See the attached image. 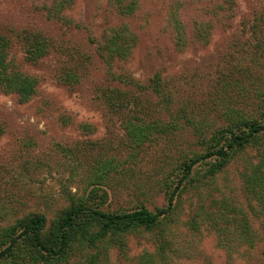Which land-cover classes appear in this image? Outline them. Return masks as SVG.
Masks as SVG:
<instances>
[{
  "label": "rangeland",
  "instance_id": "obj_1",
  "mask_svg": "<svg viewBox=\"0 0 264 264\" xmlns=\"http://www.w3.org/2000/svg\"><path fill=\"white\" fill-rule=\"evenodd\" d=\"M134 1V12L125 15L111 0H0V34L13 41L9 59L21 71L39 78L36 95L26 103L0 87V227L31 212L52 219L69 204L71 194L86 193L94 183L101 187L100 192L108 193L105 207L112 211L142 204L152 210L167 205L165 184L176 177L187 153L202 149L199 136L189 127L182 130L171 124L139 147L133 157L122 122L136 108L130 104L122 113L110 114L109 99L101 92L109 86L140 98L147 121L167 122L165 117L170 116L161 111V118L156 95L142 88L161 75L178 100L172 107L184 104L187 117H195L207 136L215 127L225 126L228 105L260 116L250 89L235 86L229 69L260 38L255 16L260 13V21L264 17V0H235L233 19L203 14L197 20L211 23L208 44L200 42L194 22L211 0ZM174 10L186 24L185 45L178 44L169 22ZM123 24L137 40L127 58H118L109 66L97 48L108 27ZM246 25H250L248 32L244 31ZM24 29L45 33L52 40L51 54L37 63L28 61L25 43L18 38ZM79 50L88 57L89 74L81 82L67 85L59 78L61 70L71 66L68 54ZM83 61L76 62L81 65ZM241 65L250 67L247 60ZM256 68L264 70V64ZM97 85L100 90H95ZM113 156L121 160L118 170L94 182L95 167ZM259 158L258 150L248 149L219 173L212 188L202 192L226 198L230 206L250 217L255 234L252 245L234 242L208 225L192 230L188 220L197 210L200 195L191 188L182 193L173 211L177 220L173 242L182 250L168 264H264V219L257 202L248 198L243 180L247 160L258 162ZM125 243L124 249L113 244L103 264H140L144 255L157 249L154 236L147 232L130 233Z\"/></svg>",
  "mask_w": 264,
  "mask_h": 264
},
{
  "label": "trees",
  "instance_id": "obj_2",
  "mask_svg": "<svg viewBox=\"0 0 264 264\" xmlns=\"http://www.w3.org/2000/svg\"><path fill=\"white\" fill-rule=\"evenodd\" d=\"M111 4L125 15H130L135 10L134 0L129 2L111 0ZM236 11L235 0L209 1L203 8V13L197 14L194 22L200 42L209 43L211 32L208 28L211 23L209 20L197 19H201L203 14L205 17L233 19ZM255 18L258 19L255 27L260 38L256 44H252V51H246L250 54L249 59L244 53L235 58L237 64H234L233 69H229V76L235 79V86L240 90L250 89V99H255L254 102L259 105L260 116H253L251 111L249 115L238 107L228 105L227 110L230 112L225 126L215 127L207 136V131L197 125L198 120H195V117H187L184 104L179 108L172 107V104L178 102L174 97L175 92L164 85L159 74L152 80L153 84L142 86L136 83L156 95L157 109L160 112L165 111L170 116L169 119L165 117L167 122L164 120L159 123V119L147 121L141 113L144 110L142 100L131 96L129 92L112 89L110 86L107 87V91L102 89L101 92L109 99L110 114L122 113L123 108L130 104L136 108L131 109V114L124 115L122 122L128 143L132 144L133 157L139 147L151 141L157 132H164L172 127L171 124L180 125L182 130L189 127L191 132L199 136L202 149L193 150L181 159L178 174L173 180L169 179L164 187L167 205L157 207L155 210L145 204L114 211L105 207L108 193L100 192L101 187L94 182L108 177L113 171H117L121 164L117 157L106 158L93 170L92 176L95 177L93 189L82 194H71L69 204L52 219H48L45 213L31 212L17 217L13 223L1 226L0 264H103L113 244L124 249L126 237L130 233L139 232L150 233L157 245L156 251L144 255L140 264H168L170 259L176 257L182 250L174 241L177 220L173 211L182 193L191 188L196 189L200 195V205L198 204L197 210L193 211L188 220L192 230L200 231L201 226L208 225L218 230L220 234L229 235L234 242H253L255 234L248 215L240 213L241 210L233 205L231 207L226 198L220 199L215 195H204L202 192L205 188H212L219 173L240 154L251 148L256 149L260 152L259 161L247 160L243 180L249 194L248 198L257 202L264 219V70L260 68L261 71H258L256 68L264 64V25L261 24L264 17L260 21L259 13ZM169 22L174 25L179 39L178 44L185 45L186 24L179 17L178 11L172 12ZM249 30L250 25L244 26L245 32ZM23 33V36L18 35V38L20 42L25 43L28 61L37 63L51 54L52 40L45 33L30 29H24ZM136 40V36L129 31L127 25L110 26L99 43L98 53L111 66L116 59H125L132 53ZM12 44L13 41L7 35L0 34V87L3 91L16 95L21 103H26L36 95L39 78L21 71L9 59ZM81 52L83 51H71L70 55L68 54L71 66H65L61 70L59 78L67 85H75L89 74L86 68L88 57L84 58ZM78 59L84 60L81 65L77 64ZM239 59L241 63L247 60L250 67H243ZM222 74L225 78L226 73ZM97 88L100 90L101 85H97L95 90ZM162 116L161 112V118ZM182 119L186 120L181 122ZM211 123L209 129L213 125ZM2 131L3 127L0 125V133ZM204 196L210 199L205 201Z\"/></svg>",
  "mask_w": 264,
  "mask_h": 264
}]
</instances>
